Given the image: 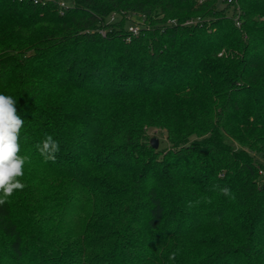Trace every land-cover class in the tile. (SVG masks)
Masks as SVG:
<instances>
[{
	"label": "trees",
	"instance_id": "16d2710c",
	"mask_svg": "<svg viewBox=\"0 0 264 264\" xmlns=\"http://www.w3.org/2000/svg\"><path fill=\"white\" fill-rule=\"evenodd\" d=\"M218 1L0 0V264H264V0Z\"/></svg>",
	"mask_w": 264,
	"mask_h": 264
},
{
	"label": "rangeland",
	"instance_id": "374dc122",
	"mask_svg": "<svg viewBox=\"0 0 264 264\" xmlns=\"http://www.w3.org/2000/svg\"><path fill=\"white\" fill-rule=\"evenodd\" d=\"M71 1V0H67ZM225 0H219L217 2V8L222 9L225 6ZM122 17H125L127 20V27L134 24V25H140L141 23V17L139 16H133L131 14L123 13L121 14ZM110 19H108L109 21ZM112 22V21H109ZM146 134L148 137V142L150 143V140L152 138L157 139L158 142V147L156 149H159L161 151H165L168 148H171V144L168 140L167 137V131L164 127L160 125H151L146 128ZM192 139V138H191ZM231 144L235 147L238 148L239 144L236 143L235 141H230ZM250 154L252 155L253 159L256 161L257 165L259 166V174L261 176L260 184L261 182H264V160L261 157V154L258 152H252L250 151Z\"/></svg>",
	"mask_w": 264,
	"mask_h": 264
},
{
	"label": "built area",
	"instance_id": "2783aa9c",
	"mask_svg": "<svg viewBox=\"0 0 264 264\" xmlns=\"http://www.w3.org/2000/svg\"><path fill=\"white\" fill-rule=\"evenodd\" d=\"M21 1V0H19ZM34 4H45L49 1H55L57 7H58V12L60 15L64 14L65 11L67 9H69L71 6H73V0L71 1H67V0H31ZM232 0H227V2H231ZM236 11H237V15L239 13V10H238V7H236ZM122 14V13H121ZM121 14H116V13H112L110 16H109V21H114L116 20L119 16H121ZM235 16V18L237 19L238 16ZM198 19H190L188 21L185 22V24L189 25V24H192L194 23L195 21H197ZM236 25L239 26V21L236 20ZM128 31L131 33V34H137L138 30H139V25H130L127 27ZM102 35L105 34V31L104 30H100L99 31Z\"/></svg>",
	"mask_w": 264,
	"mask_h": 264
},
{
	"label": "water",
	"instance_id": "95a60500",
	"mask_svg": "<svg viewBox=\"0 0 264 264\" xmlns=\"http://www.w3.org/2000/svg\"><path fill=\"white\" fill-rule=\"evenodd\" d=\"M150 145H151L152 148L156 149V148L158 147L157 139L152 138V139L150 140Z\"/></svg>",
	"mask_w": 264,
	"mask_h": 264
}]
</instances>
